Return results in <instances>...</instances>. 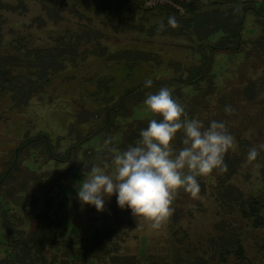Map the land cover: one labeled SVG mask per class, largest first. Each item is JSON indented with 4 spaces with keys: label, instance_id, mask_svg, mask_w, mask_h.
I'll use <instances>...</instances> for the list:
<instances>
[{
    "label": "trees",
    "instance_id": "16d2710c",
    "mask_svg": "<svg viewBox=\"0 0 264 264\" xmlns=\"http://www.w3.org/2000/svg\"><path fill=\"white\" fill-rule=\"evenodd\" d=\"M165 1L147 8V0H0V100L10 103L2 114L43 100L52 78L99 64L78 83L60 82V95L75 108L65 136L26 132L12 150L0 152V264H139L130 252L117 253L110 241L115 233L108 230L109 221L130 228L138 217L120 209L115 194L103 212L82 206L77 186L84 164L90 170L98 163L104 139L126 150L150 119H162L144 101L164 87L190 119L205 127L213 120L226 123L236 150L225 155L226 172L208 176L221 188V209L237 204L245 214L248 208L244 218L264 226V205L256 196L247 207L239 202L248 188L221 184L248 156L247 130L264 140V0ZM169 16L178 29L167 25ZM161 23L165 30L157 32ZM227 105L233 114L225 113ZM182 138L178 132L173 141L177 151ZM257 150L249 168L264 172V148ZM204 178L197 177L200 193L215 190L204 187ZM234 242L242 256L241 243Z\"/></svg>",
    "mask_w": 264,
    "mask_h": 264
},
{
    "label": "rangeland",
    "instance_id": "374dc122",
    "mask_svg": "<svg viewBox=\"0 0 264 264\" xmlns=\"http://www.w3.org/2000/svg\"><path fill=\"white\" fill-rule=\"evenodd\" d=\"M236 1L246 3L253 0ZM165 3V0H147L145 6L149 8ZM87 64L81 69L69 70L64 75L52 78L42 94L44 97L41 98L44 99L30 100L21 112L14 110L2 114L1 111L9 107L10 103L7 98L0 100V152L6 154L12 150L26 132L29 135L41 132L52 136L67 134L75 108L68 98L60 95L59 85L65 77L74 78L78 83L99 67L96 61ZM117 76L116 80L120 82L121 75ZM47 98L51 103L47 102ZM247 134L250 136L249 147L264 145L263 138L258 139V134L251 129L247 130ZM249 165L247 157L242 159L239 172L228 174L221 184L242 192L248 188L243 197L245 200L239 201L245 206L252 196H256L264 205V172L249 168ZM202 184L204 187H216L215 190L200 193L199 199H192L183 189L179 190L172 207L180 214L174 211L169 222L159 230L151 229L142 217H138L137 224L130 228H118V224L109 221L108 230L115 233L114 239L110 241L119 247L117 253L130 252V256H135L139 264H264V226L254 227L251 219L244 218L250 211L248 208L245 214L235 206L237 204L221 209L223 203L217 194L219 185L213 178L205 177ZM261 216L263 223V209ZM93 226L98 228L100 221H95ZM234 240L241 243L242 256L237 253Z\"/></svg>",
    "mask_w": 264,
    "mask_h": 264
},
{
    "label": "clouds",
    "instance_id": "9594fccd",
    "mask_svg": "<svg viewBox=\"0 0 264 264\" xmlns=\"http://www.w3.org/2000/svg\"><path fill=\"white\" fill-rule=\"evenodd\" d=\"M172 29L180 27L173 16L167 19ZM165 30L161 23L157 32ZM152 86V80L146 81ZM147 110L162 119H150L141 129L135 146L117 151L110 138L104 139L102 151L96 154L98 163L85 165L84 179L77 186L81 205L94 206L98 212L105 210L106 201L114 194L120 209L128 208L132 215L142 217L153 230L169 222L175 209L172 207L179 190L183 189L192 199H199L201 186L197 177L208 176L213 170L226 172L225 155L235 150L236 140L225 122L211 121L209 126L197 119H190L186 108L167 87L149 94L145 101ZM225 113L233 114L231 105ZM183 138L178 151L173 147L177 133ZM264 148V145L261 146ZM257 148L249 150L247 159L255 161ZM113 169V171H109Z\"/></svg>",
    "mask_w": 264,
    "mask_h": 264
}]
</instances>
